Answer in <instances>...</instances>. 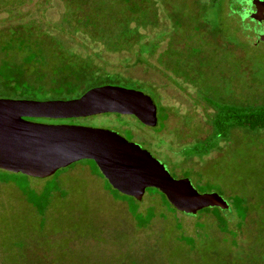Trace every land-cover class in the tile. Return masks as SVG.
I'll return each instance as SVG.
<instances>
[{"label":"rangeland","instance_id":"374dc122","mask_svg":"<svg viewBox=\"0 0 264 264\" xmlns=\"http://www.w3.org/2000/svg\"><path fill=\"white\" fill-rule=\"evenodd\" d=\"M256 2H251V10L242 20L236 9L220 14L210 27L226 34L224 38L210 36L215 46H204L197 38L175 46L181 55L192 59L193 69L185 74L180 65L169 69L160 63L167 37L146 54L147 61H141L136 47L111 49L104 40L76 29L69 22L72 17H68L64 0H0V43L10 37L5 27L24 24L28 29L43 28L68 53L91 60L100 74L143 82L147 86L143 91L158 107L157 127H146L134 116L116 113L79 117L71 124L115 130L131 138L128 125L135 131L132 140L165 163L175 178H190L201 193L216 192L227 201L235 193L248 195L256 206L264 200L263 131L261 136L246 128L233 130L218 138V147L210 153L191 152L194 143L213 133L211 118L216 110L208 97L230 103H264V86L244 85L246 65L264 80V13L261 20L253 16ZM159 18L158 25L140 28L145 40L172 27L162 5ZM19 42L12 41L9 52L0 46V60L7 54L16 55ZM243 47L249 57L241 53ZM0 98L33 99L1 90ZM90 167L95 169L90 161L82 160L47 178L0 169V177L20 181L32 196L43 187L52 190L40 212L15 184L0 181V264L218 263L221 244L212 215L170 210L156 192L154 196L146 192L140 200L142 213L133 215L128 202L117 199L105 186V179L93 174ZM35 201L39 204L38 197ZM152 207L154 216L145 226V214ZM199 233L202 241L208 233L213 238L208 237L210 244L204 242L202 252L191 251L185 239L193 236L197 240Z\"/></svg>","mask_w":264,"mask_h":264},{"label":"trees","instance_id":"16d2710c","mask_svg":"<svg viewBox=\"0 0 264 264\" xmlns=\"http://www.w3.org/2000/svg\"><path fill=\"white\" fill-rule=\"evenodd\" d=\"M64 1L68 7V17H72V20L68 19V21L70 20L69 22L76 29L89 34L95 40H104L111 49L136 47V54L141 61H147L146 54L154 51L160 40L167 37V49L161 53L160 63L169 69L175 64L180 65L184 68L183 74H185V71L190 70L189 68L193 69L192 59L181 55L182 53L176 51L175 46L184 44L187 39L196 38L204 46H215L210 36L221 35L224 38L226 33L212 29L210 25L215 24L220 14L226 9H236L238 18L242 20L251 10L253 0ZM161 5L172 27L168 31L161 32L157 38L145 40L146 35L140 31V28L158 25ZM4 29L5 34L10 32L7 34L10 37L0 43L1 48L9 52L12 41L20 40L21 43L17 45L16 55L7 54L0 60L1 91L21 93L38 100H49L77 98L93 87L107 84L141 91L146 86L143 82L121 75L100 74L91 60L83 59L73 52L68 53L60 44H57L56 38L46 29L35 30L34 27L28 29L24 24ZM241 53L249 57L246 56L248 53L244 51V47ZM246 70L244 85L250 82V85L255 87L264 86V80L260 79L257 72L252 73L248 65L245 66ZM207 100L216 110L211 118L213 133L206 139L194 143L192 153H210L218 147V138L228 136L233 130V133L242 128L253 130L256 133L264 132V103L259 104L257 100L254 103H230L216 101L210 97ZM166 119L168 117H164L163 120ZM260 135L263 134L260 133ZM260 140L264 141V136L260 137ZM88 161L95 167V169L90 167L92 173L105 179V186L117 199L128 202V208L132 210L133 215L142 213L140 201L113 188L102 175L97 164L93 160ZM0 181H10L15 184L40 212L49 202L52 192L50 187H43L39 190V194L33 193L32 196L27 192V187L16 179L9 180L0 177ZM147 192L153 196L156 192L161 196V201L167 208L177 211L158 189L148 188ZM36 197H38L39 204L35 201ZM253 202H255L253 198H249L248 195L235 193V195H230L229 206L226 209L208 207L199 211L198 214L201 215H212L216 222L217 238L221 244V254L217 264H264V200L256 206ZM153 216L154 208L152 207L149 213L145 214V226ZM201 218V222L207 226L205 219ZM198 236L197 240L193 236L185 239L191 251L202 252L204 242L207 244L210 242L208 237L213 238L209 233L206 234V238H203L204 241L201 240L200 233Z\"/></svg>","mask_w":264,"mask_h":264},{"label":"water","instance_id":"95a60500","mask_svg":"<svg viewBox=\"0 0 264 264\" xmlns=\"http://www.w3.org/2000/svg\"><path fill=\"white\" fill-rule=\"evenodd\" d=\"M262 13L264 6L257 0L253 16L261 20ZM103 113L134 115L151 127L158 124L153 98L122 86L93 87L72 99L0 98V169L47 178L82 160H93L113 188L138 201L148 188H156L173 207L187 214L229 206L219 193H201L190 178H175L147 149L115 130L26 119H71Z\"/></svg>","mask_w":264,"mask_h":264},{"label":"flooded vegetation","instance_id":"af4514ba","mask_svg":"<svg viewBox=\"0 0 264 264\" xmlns=\"http://www.w3.org/2000/svg\"><path fill=\"white\" fill-rule=\"evenodd\" d=\"M154 100V99H153ZM155 102V101H154ZM121 115V114H119ZM129 116V115H128ZM130 116H134V115H130ZM138 122L141 124V125H144V126H148V125H145L143 124L136 116H134ZM28 121H31V122H44V123H55V124H58V123H69L71 124V122H78L76 118H71V119H52V118H26ZM158 124H159V118H158ZM158 124L152 128H155L158 126ZM126 127V131L128 132L127 134H130L132 137L131 138H127L126 136H124L125 138H127L129 141H132L136 144H138V142L132 140L133 138V135L135 134V131L133 128H130L128 127V125L125 126ZM124 127V128H125ZM128 127V128H127ZM151 128V126H148ZM122 135V134H121ZM139 146H141L142 148H144L142 145L138 144ZM145 149V148H144ZM165 164V163H164ZM168 169V168H167ZM91 171V170H90ZM170 171V170H169Z\"/></svg>","mask_w":264,"mask_h":264}]
</instances>
